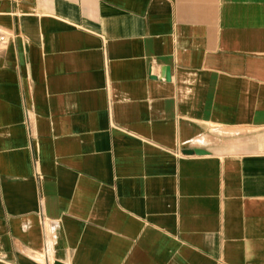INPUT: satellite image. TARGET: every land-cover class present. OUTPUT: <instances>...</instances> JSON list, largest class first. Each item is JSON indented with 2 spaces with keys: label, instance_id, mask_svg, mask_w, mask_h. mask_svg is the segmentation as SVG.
<instances>
[{
  "label": "crops",
  "instance_id": "obj_1",
  "mask_svg": "<svg viewBox=\"0 0 264 264\" xmlns=\"http://www.w3.org/2000/svg\"><path fill=\"white\" fill-rule=\"evenodd\" d=\"M0 30V264H264V0H0Z\"/></svg>",
  "mask_w": 264,
  "mask_h": 264
},
{
  "label": "water",
  "instance_id": "obj_2",
  "mask_svg": "<svg viewBox=\"0 0 264 264\" xmlns=\"http://www.w3.org/2000/svg\"><path fill=\"white\" fill-rule=\"evenodd\" d=\"M167 79H170V72L169 70H167ZM188 154H205V151L203 150H190V151H187Z\"/></svg>",
  "mask_w": 264,
  "mask_h": 264
},
{
  "label": "built area",
  "instance_id": "obj_3",
  "mask_svg": "<svg viewBox=\"0 0 264 264\" xmlns=\"http://www.w3.org/2000/svg\"><path fill=\"white\" fill-rule=\"evenodd\" d=\"M7 41V35L0 30V48Z\"/></svg>",
  "mask_w": 264,
  "mask_h": 264
}]
</instances>
